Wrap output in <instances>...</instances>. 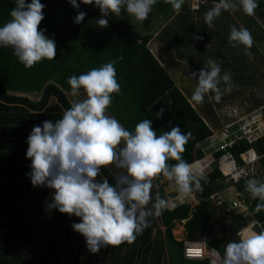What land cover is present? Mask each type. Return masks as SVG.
<instances>
[{"label":"clouds","instance_id":"clouds-1","mask_svg":"<svg viewBox=\"0 0 264 264\" xmlns=\"http://www.w3.org/2000/svg\"><path fill=\"white\" fill-rule=\"evenodd\" d=\"M68 2L74 9H79L77 0ZM156 2L80 0L84 5L99 9L101 18L96 24L100 28L108 27L110 15L118 17L122 12L144 22ZM167 2L179 13L184 0ZM14 3L10 20L0 27V47L12 48L26 69L42 60H54L57 54L55 41L39 28L45 5L40 0H31L30 3L14 0ZM257 7V0H238V3L219 0L205 13V23L209 28L213 27V21L222 10L239 8L244 14L253 16ZM85 16V12L79 11L74 23L80 24ZM229 43L232 47L243 46L244 54L251 56L249 50L254 40L248 29L230 26ZM122 59L117 57L85 74L69 77L71 96L79 97L83 92L86 98L74 100L55 123L45 120L34 126L26 141V159L31 160L27 175L31 185L53 190L50 209L79 218L80 222L71 227L84 238L92 254L109 246L133 243L148 227L149 217L161 216L168 209L169 200L158 194L152 207H147L152 201L153 181L159 177L170 182V187L181 200L195 198V192L202 190L200 178L193 173L192 165L182 158L185 145L191 138L190 132L184 134L179 127H172L170 131L157 135L148 119L129 131L107 114L113 102L112 94L121 92L114 65ZM184 69L189 73L188 78L196 81L191 100L199 105L209 93L220 101L223 94L219 87L221 82L227 85L224 91L231 90L230 73L221 75L220 65L212 59L207 60L198 72L192 71L187 63ZM162 112L163 109L156 114L157 118ZM109 166L122 170L114 184L109 183L107 177L97 179L101 170ZM246 191L252 198L264 202V182L249 179ZM261 209H264V203L257 205L256 210ZM221 264H264V232H251L238 241H229Z\"/></svg>","mask_w":264,"mask_h":264},{"label":"trees","instance_id":"trees-1","mask_svg":"<svg viewBox=\"0 0 264 264\" xmlns=\"http://www.w3.org/2000/svg\"><path fill=\"white\" fill-rule=\"evenodd\" d=\"M25 2L30 3L31 0H25ZM40 2L45 7L43 9L44 19L39 28L44 30L45 36L54 39L57 54L52 61L42 60L34 67L26 69L13 54L12 48L0 47V122H17L19 120L18 117H13L18 116L16 113L30 110L34 111L28 113L33 118L37 117L43 121L51 120L52 122H56L62 117L58 119L57 117H53L52 113H62L64 109L68 110L71 107L66 96V92H71L70 85L68 84L69 77L85 74L91 69L99 68L117 57H123L122 60L114 65L116 68V79L121 86V92L119 93L120 95L112 94L113 102L108 109L114 114H116L117 110L124 113L126 116H122L121 120L128 129L135 128L136 124L144 119H148L152 121V128L155 131V124L157 122L160 124L162 132L170 131L172 127H179L184 134L190 132L191 138L186 143L185 151L182 154V158L188 164L193 163L195 160L201 163H206L211 158L217 160L224 153V151H220L211 157L205 158L201 150L196 148L197 143L202 142L213 134L212 129L209 125L205 124L204 120L206 121V119L201 117L197 110L194 109V103L191 100L190 94L185 90L175 87L168 78L165 73L164 64L156 58L150 45L153 40V34L140 33L131 25L116 23L109 17L107 18L109 21L108 27L100 28L96 24V20L101 18V14L95 6H93L92 10L86 9L83 11L86 13L84 20L80 24H76L74 23V18L81 11V5L77 10L71 6L68 0H40ZM257 2L258 7L255 9V13L260 20L264 21V0H257ZM14 7L15 3L13 0H0V27L10 20L9 14ZM157 8L160 9L159 12L161 14L168 6L161 3ZM211 8L213 7L207 8L205 5H201L196 10V14L199 15L198 19L200 20L195 23L192 21V14L190 15L189 13L186 16V11H189L186 4L183 3L178 18L165 24L157 38L161 47L165 48L167 63L174 61L175 57L173 58L170 52H168L172 51L173 47H175L174 52L176 55L179 52V55L184 57L186 56L185 50H187L189 45L196 46V48L205 52L201 44L206 43L205 45H209L207 43L215 40V37L218 38L217 40L221 44L231 45L229 43L230 28L227 26L228 22L230 26L232 24L230 11L222 10L221 15L213 21L215 23V30L210 32L209 27L205 23L204 15ZM61 23L62 26H69L68 33L64 34L61 29L62 26H60ZM219 26L226 27L224 34L216 30ZM257 26L259 28V25ZM197 36L202 37V39H195ZM256 39L259 43L264 41V31ZM232 48L235 50V47ZM242 48L243 46L237 47V51H243L244 48L243 50ZM253 48H256L254 43L251 50ZM215 52H217L216 54L219 59L225 57L222 56L219 50ZM206 54L205 52L201 55H204V58L207 59L209 56ZM246 60L247 55H244V61ZM189 62L186 63L190 67L194 68L196 66L193 57ZM229 64L227 61L219 62L221 75L228 73ZM234 72L235 78L231 75V85L234 79L237 81L238 86L241 87L250 86L252 82H255L254 76L248 75L249 70L247 71L244 62L236 66ZM219 87L221 88V92L224 93L227 85L221 82ZM51 89L56 90L57 93H49L47 100L44 102L46 92ZM231 92V94L235 93L234 90ZM37 94H42L41 100L38 102L31 101L28 97L29 95ZM52 96L57 97L60 106L55 105L46 108ZM209 96L212 105L219 106L221 100L215 103L214 94L209 93ZM20 97H24L25 100L20 101L18 99ZM5 98L15 99V101L9 102ZM43 102L45 105L44 109L36 113L35 106ZM263 102L257 101L255 106L261 107L263 106ZM113 106L116 108H113ZM161 109H163L162 115L160 118H157L156 114ZM8 116L10 117L8 118ZM214 116L215 113L207 119L211 123H214ZM217 135L218 133L214 134L210 140H217L220 137L214 138ZM226 141H221L219 146ZM249 148L248 142L241 140L235 143L234 147L229 148L228 151L242 162L240 155L248 151ZM258 150L260 153H264V148L261 146L258 147ZM169 163L175 162L169 161ZM262 165L264 167V160L262 161ZM103 177L101 172V176L97 177V179L99 180ZM220 177L221 172L217 168L216 163H213L211 170L200 179L202 190L194 194L197 200L196 205L191 206L189 203L184 202L180 205L172 206L169 201L168 209L159 216L162 226L165 227V237L168 247L172 246L182 249L184 245L183 242H175L173 237V229L176 222L181 223L185 221L183 227L186 233V241L201 239L200 234L203 233L213 219L214 211L210 196L219 191L216 181ZM111 179L115 181V178L111 177ZM163 180L164 177L162 176L156 179L157 193L160 198L169 200V195L166 193L164 184L162 183ZM246 182L242 181L238 185H235V188L244 194V200L251 202V215L248 217L237 215L233 220L234 226L239 228V230L246 228L252 220L260 223L264 222V209L260 211L256 210L257 205L264 202L258 198H252L250 193L246 191ZM71 217L59 213L56 209H50L49 205H47V212L44 213L42 218L36 217L35 231H27V235H24L20 239L21 242L31 245L30 252H33L34 257H36V259L31 260L35 262L34 264H39L38 261L42 257L45 258L46 264H65L70 252L68 248L70 232L67 223ZM77 222L80 221H74V223ZM250 233L251 231L246 233L245 236ZM151 234L152 228L151 225H148L143 233L136 237L133 243L128 244V247L131 249L126 251L122 264H152V258L154 259L155 257V249L162 251L163 254V247L159 243L154 245ZM59 236H66L61 262L57 259V254L59 258L60 253L56 247L60 243ZM81 241L83 243L76 246L72 264H98V260L104 264L106 248H102L98 253L92 254L88 251L84 238ZM207 247L218 252L223 258L224 249L213 241H207ZM63 250L60 249V252ZM109 252L110 255H113V253L115 255V248L113 251L109 248ZM181 257L185 259L183 253ZM111 264L120 263L116 261L111 262ZM199 264H209V262L207 259H204Z\"/></svg>","mask_w":264,"mask_h":264},{"label":"crops","instance_id":"crops-1","mask_svg":"<svg viewBox=\"0 0 264 264\" xmlns=\"http://www.w3.org/2000/svg\"><path fill=\"white\" fill-rule=\"evenodd\" d=\"M173 13H175V11H173L171 14ZM178 14L179 13L176 12L175 16H179ZM174 19H175L174 15H170V18L165 22V24ZM163 28L160 30L157 29L156 32L153 34V40L150 43L152 47L155 48V42L157 41L156 37L161 33ZM153 51L155 54V50ZM155 56L160 61V53L159 55L155 54ZM70 93L71 92H66V96L71 105L74 100H83L84 98H86L83 95V92L79 97H73L71 96ZM55 105L60 106L57 97L52 96L46 108ZM113 108L116 107L113 106ZM35 111L36 113H39L40 110L35 109ZM65 111L66 109H64L62 113H52V115L53 117H57L59 119V117H62V114ZM29 112H34V111L30 110L22 113H16L18 114V116H13V117H18L19 120L17 122L14 121L0 122V264H34L35 263L31 261L36 259V257H34L33 255V252H30L31 245H29V243L21 242L20 239L23 238L24 235H27L26 234L27 231H35L36 217L42 218L44 213L47 212V205L51 204L52 196L54 194L53 190L48 189L46 187H33L31 185L30 178L27 175V173H29L31 170L30 169L31 160L26 159V152L28 147L26 141L33 127L36 125H41L43 122V120H41L40 118L37 117L33 118V116H30L28 114ZM107 114L116 118L121 123L122 126H124L127 130H129L128 127H126L121 120L122 116H126L124 113L117 110L116 114H114L109 109H107ZM9 117L10 116H8V118ZM203 118L206 119V121L208 120L212 128V125H214V123H211V121L206 117ZM155 127H156L157 135L161 134L162 130L160 124L156 122ZM212 131L214 132L215 130L212 129ZM104 169L108 175H110L115 179L122 171L120 169H117L115 166H109ZM162 183L164 184L166 193L169 195V201L171 202V205L172 206L180 205L176 203L175 200L178 197L177 193L169 192L172 189L170 187V182L167 181L166 178H164ZM153 185L154 187L151 190L152 201L147 206L148 208L152 207V203H154L155 198L158 194L156 180L153 181ZM232 193L233 192H230L229 194L231 195ZM186 199H184V201L186 203H189L191 206L197 204V200L195 198H192V200L190 201H186ZM214 206L215 205L212 204L213 209ZM215 208L221 211V208L217 206H215ZM149 218L151 219V220L149 219L148 225H151L152 228V234H151L152 242L154 243V245L156 243H159L160 246L163 247L162 248L163 254L162 251L155 249V257L154 259L152 258V264H171V256H170L171 252L174 253V255H179V260L184 264H199L201 260H186L183 259L181 255L187 243L190 242L205 243L207 246L206 236L203 235V233L200 234L201 239H193V241H186L185 238L186 233L183 227L185 221H182L181 223L176 222L175 227L176 229L178 228L179 231L177 232V230L173 229V237L175 239V242L178 243L183 242L184 245L182 249H177L172 246L168 247L165 237V227L162 226L159 216L158 217L152 216ZM231 223H233V219L231 220ZM248 232H250V230ZM241 237L242 236H240V238ZM59 238H60V243L56 245L60 253L59 258H58V254L57 253L56 254H57V259L59 260V262H61L64 253L63 247L66 243V236H59ZM82 238L83 237L76 232L75 234L76 246L78 244L83 243L81 241ZM84 243L86 242L84 241ZM69 245H70V241H69ZM109 248L111 249V251H113V249L115 248V255L114 253L113 255H110ZM60 249H62L63 251L60 252ZM130 249L131 248L128 247L127 242L120 245L119 247H111V246L106 247V258L104 264H111V262H116V261H119V263L122 264L124 262L126 251H129ZM98 261H99L98 264H102L100 260ZM38 263L46 264L47 262L45 258L42 257L39 259Z\"/></svg>","mask_w":264,"mask_h":264},{"label":"rangeland","instance_id":"rangeland-1","mask_svg":"<svg viewBox=\"0 0 264 264\" xmlns=\"http://www.w3.org/2000/svg\"><path fill=\"white\" fill-rule=\"evenodd\" d=\"M211 0H207L206 4H204L207 8L214 7L211 3ZM234 3H238V0H233ZM77 3L81 5V11H85L86 9L92 10L94 5H84L83 3H80V0H77ZM166 4L168 8L165 11H162L160 14V9L157 7L159 4ZM184 4H186V7L189 12L186 11V16L190 13L192 14V21L195 23L199 22L200 19H198L199 15L196 14V10L191 9V1L185 0ZM198 10V9H197ZM174 11L171 4L167 2V0H157V2L152 6V11L149 14V18L145 20L144 22H139L135 20L133 17H130L126 12H122L120 16H109L111 20H113L116 23H125L131 25L136 31L143 33V34H154L156 30H160L165 26V22L168 20L170 15H174L175 19L178 18L176 15V12L171 14ZM231 13V20L232 24L231 26H235L237 28L244 27L248 29L253 37L254 44L256 45V48H253V50H249L251 52V56L247 55V60L244 61V50L243 51H237V47H235V50H233L232 46H228L225 44H221L215 37V40H211V42L202 43V47L204 48V51L207 53L209 57L207 59L204 58L205 52H202V50H199V48H196V46L189 45L187 47V50H185L184 57L179 55V52H177V55L175 54V47L172 48V51L170 52L171 56H173L176 61L179 63L181 62H187L190 63L189 60L192 59L194 62H196V66L192 68L194 71L198 72L203 68L206 61L209 59L214 60L217 64L222 61L229 62V70L228 73L235 78V72L234 68L238 65L245 64L247 67V71L249 70L248 75H253L255 82H252L250 86L241 87L238 86L237 81L235 79L232 81V89L230 91H224V93L221 96V101L219 102V106L216 105L214 107L215 116H214V125H212V129L216 132L219 131L222 127H225L229 124L234 123L241 117H245L248 119L250 114H258L261 116V118H264V106L258 107L255 106L257 101H264V41H261V43L257 42V36L260 37L261 34L264 31V21L260 20L256 13L253 16H248L243 13L242 10L239 8L229 10ZM183 13V11H182ZM181 13V14H182ZM180 14V15H181ZM168 16V17H167ZM174 19V20H175ZM214 26L209 28L210 32L215 30V23H213ZM259 25V28L257 25ZM62 26V23L60 24ZM227 26L230 28L229 22L227 23ZM64 34L69 31L68 25H63L61 27ZM225 26H219L216 28L217 31L226 32ZM158 40V38L156 37ZM215 41V42H214ZM74 43V42H73ZM158 48H157V46ZM199 45V44H198ZM152 47V46H151ZM153 50H155V54L160 53V61L164 64H167V57L165 53V48H162L159 40L155 42V48L152 47ZM206 48V50H205ZM163 50V51H162ZM221 52L222 59H219L217 57V51ZM161 51V52H160ZM199 53V54H198ZM241 61H243L241 64H239ZM253 80V81H254ZM251 82V81H250ZM235 91L234 94H231V91ZM25 96V95H24ZM31 100L40 101L42 94L37 95H29L28 96ZM51 99V98H50ZM211 100V98H210ZM215 103H217L216 100H214ZM256 101V102H255ZM50 102V101H49ZM212 103V101H211ZM264 104V102H263ZM130 129V128H129ZM134 128H131L130 131H133ZM220 134L215 136L214 138L219 137ZM168 185V184H166ZM218 192L222 195H230V192L232 191L231 187L227 188V185L218 183ZM169 192L175 193L173 189H171ZM178 195V194H177ZM224 199V198H222ZM192 198H187L186 201H190ZM228 203L229 201L224 199ZM214 215L212 222L207 226V228L204 230L203 235L206 236V241H213L215 244H217L222 249H225L226 244L229 241L232 240H239L240 234H242L243 231L239 230V228H236L234 226V223H231V220H229L224 213H221V211L217 210L214 206ZM174 230L179 231L178 228H174ZM247 230L245 234L248 232ZM171 252V250H170ZM174 253H170L171 256V264H184L179 260V255H174Z\"/></svg>","mask_w":264,"mask_h":264},{"label":"built area","instance_id":"built-area-1","mask_svg":"<svg viewBox=\"0 0 264 264\" xmlns=\"http://www.w3.org/2000/svg\"><path fill=\"white\" fill-rule=\"evenodd\" d=\"M190 1L192 3L191 9L193 10H197L207 2V0ZM218 2L212 1L211 3L215 6ZM204 122L210 126L208 121L206 122L204 120ZM215 133H219L220 137L217 140L211 141L210 139ZM224 140L227 141L219 146V143ZM241 140H246L250 146L248 151L240 155L242 162L228 151L229 148L234 147L235 143ZM259 146L264 148V118H261L258 114H250L248 119L241 117L234 123L222 127L218 132L214 131L210 137L196 144V148L201 150L205 158L211 157L217 152L224 151L217 160L211 158L206 163L195 160L190 165H192L193 173L201 179L211 170L212 164L216 163L217 168L221 172V177L216 183L225 184L227 188H234L231 195L224 196L217 191L210 196L211 203L221 208V213H224L229 220H234L237 215H244L245 217L251 215V202L244 200V194L239 192L235 188V185H238L242 181H248L249 179H257L264 182V167L262 165L264 153L259 152ZM222 198L229 202L225 203L226 201ZM175 200L178 204L185 202L178 197ZM247 230L256 233L264 232V222L250 221L240 236H245ZM183 256L187 260L207 259L209 264H221L222 261V257L218 252L209 249L205 243L198 242L187 243L183 250Z\"/></svg>","mask_w":264,"mask_h":264},{"label":"water","instance_id":"water-1","mask_svg":"<svg viewBox=\"0 0 264 264\" xmlns=\"http://www.w3.org/2000/svg\"><path fill=\"white\" fill-rule=\"evenodd\" d=\"M185 64L186 63H179L174 60L170 63L165 64L164 69H165V73L167 74L170 81L174 84V86L180 90L187 91L191 96L192 91L195 87L196 81L188 78L189 73L184 69ZM190 69L194 71L191 67ZM49 93H57V92L54 89L48 90L45 94L44 102L47 100V96ZM5 99L9 102L15 101V99H8V98H5ZM18 99L20 101L25 100L24 97H20ZM44 102L38 106H35L34 109L43 110L45 106ZM193 103H194L193 105L194 109L197 110L198 114L201 117L209 118L214 114V107L211 103L209 94L204 98V103L202 105L197 104L195 101H193ZM101 172L104 177L108 178L109 183H112V184L115 183V181L111 179V177L107 174V172L104 169H102ZM75 220L80 221L79 218L73 216L68 222V227H69V232H70V245H69L70 252H69V255H68V258L65 264H72V261L75 255V250H76L75 231L71 227V225L74 223Z\"/></svg>","mask_w":264,"mask_h":264},{"label":"flooded vegetation","instance_id":"flooded-vegetation-1","mask_svg":"<svg viewBox=\"0 0 264 264\" xmlns=\"http://www.w3.org/2000/svg\"><path fill=\"white\" fill-rule=\"evenodd\" d=\"M262 105H264V104H262ZM262 107V106H261Z\"/></svg>","mask_w":264,"mask_h":264}]
</instances>
